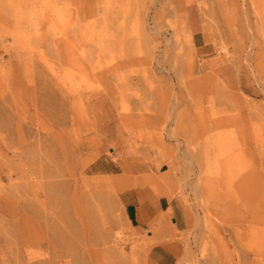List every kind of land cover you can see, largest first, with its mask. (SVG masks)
Segmentation results:
<instances>
[{"label":"rangeland","instance_id":"rangeland-1","mask_svg":"<svg viewBox=\"0 0 264 264\" xmlns=\"http://www.w3.org/2000/svg\"><path fill=\"white\" fill-rule=\"evenodd\" d=\"M161 241L264 264V0H0V264H155Z\"/></svg>","mask_w":264,"mask_h":264},{"label":"crops","instance_id":"crops-1","mask_svg":"<svg viewBox=\"0 0 264 264\" xmlns=\"http://www.w3.org/2000/svg\"><path fill=\"white\" fill-rule=\"evenodd\" d=\"M134 200L129 202V208L127 216L133 226L138 228H154L158 226L162 218H166V211L168 206L165 207L161 200H157L156 197L151 193L149 186L143 188H134L131 190ZM171 222L176 224L178 227L175 214L169 215ZM169 229L173 228L170 225ZM165 230H169V229ZM152 236V235H151ZM175 246L172 242H159L155 244L151 250L154 254L155 264H182L179 260L173 258ZM173 258V259H172Z\"/></svg>","mask_w":264,"mask_h":264}]
</instances>
